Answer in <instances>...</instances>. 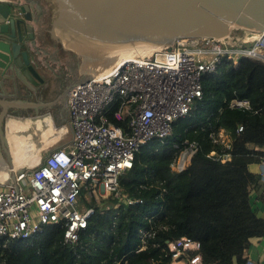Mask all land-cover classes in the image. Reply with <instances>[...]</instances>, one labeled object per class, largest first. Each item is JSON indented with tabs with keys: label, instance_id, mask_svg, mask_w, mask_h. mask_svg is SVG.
I'll list each match as a JSON object with an SVG mask.
<instances>
[{
	"label": "trees",
	"instance_id": "trees-1",
	"mask_svg": "<svg viewBox=\"0 0 264 264\" xmlns=\"http://www.w3.org/2000/svg\"><path fill=\"white\" fill-rule=\"evenodd\" d=\"M202 86V98L174 122L166 141L141 147L119 178L122 195L140 202L88 203L95 211L75 244L65 241L64 224L31 239L0 238V264H173L170 245L184 239L199 244L188 254H200L205 264H246L245 251L264 237V218L251 200L257 189L264 203V181L249 170L264 156V63L224 59ZM236 97L248 99L252 110L231 108ZM185 140L197 142L198 150L178 173L175 145Z\"/></svg>",
	"mask_w": 264,
	"mask_h": 264
},
{
	"label": "built area",
	"instance_id": "built-area-1",
	"mask_svg": "<svg viewBox=\"0 0 264 264\" xmlns=\"http://www.w3.org/2000/svg\"><path fill=\"white\" fill-rule=\"evenodd\" d=\"M244 29L243 36L177 38L171 47L133 52L105 73H90L72 85L67 99L72 142L27 170L14 171L0 188V238L31 239L49 225L64 224L65 241L75 244L95 211L79 208L85 193L140 202L122 195L119 178L133 167L141 147L164 143L174 122L190 113L203 96V76L215 73L224 59L235 65L242 57L264 63V31ZM230 107L252 110L251 102L239 97ZM175 148L172 170L184 172L198 144L185 140ZM257 163L264 180V156ZM183 242L186 250L190 245L199 250L198 243ZM181 264L205 263L195 254Z\"/></svg>",
	"mask_w": 264,
	"mask_h": 264
},
{
	"label": "water",
	"instance_id": "water-1",
	"mask_svg": "<svg viewBox=\"0 0 264 264\" xmlns=\"http://www.w3.org/2000/svg\"><path fill=\"white\" fill-rule=\"evenodd\" d=\"M52 1L57 6L52 33L62 29L104 47L142 43L165 48L177 38H223L230 34L231 22L264 31V0ZM30 14L26 3L13 9L0 3V87L15 84L17 76L34 85L46 82L25 45L26 27L28 40H34L33 27L27 24ZM55 35L63 44L62 35ZM44 69L40 67V71ZM51 86L57 89L59 84L51 78L41 91L48 92ZM7 114L6 108H0L1 123Z\"/></svg>",
	"mask_w": 264,
	"mask_h": 264
},
{
	"label": "crops",
	"instance_id": "crops-1",
	"mask_svg": "<svg viewBox=\"0 0 264 264\" xmlns=\"http://www.w3.org/2000/svg\"><path fill=\"white\" fill-rule=\"evenodd\" d=\"M37 4L43 7L41 3ZM28 25L33 27L35 39L26 40L25 45L28 47L32 62L39 66V72L46 82L34 85L24 77L17 76L15 84L0 87V108L8 110L4 123L0 121V133L4 137L3 142L6 140L7 147L5 150L0 141V159L9 168L8 176L0 171V188H3L10 177H13L14 171L27 170L41 161L40 159L35 162L33 159L32 162H29L34 154L33 150L38 145L32 140L34 139V130L37 131L39 126L42 125L44 134L45 132L50 133L51 147L54 150L66 148L71 144L73 134L69 124L68 92L72 85L87 77L85 75L87 70L83 66L80 68V56L74 50L66 48L52 33V30H49L48 27L45 28L44 23L35 20L28 22ZM46 34L49 35L47 41L45 40ZM42 66L45 69L40 71ZM51 78L58 82L59 86L57 89H52L51 86L48 92H42L41 90L51 82ZM8 121L10 123L7 131L6 123ZM29 121L31 129L24 131L22 127H25L26 123L29 124ZM28 126L30 127V125ZM3 127L5 134L2 132ZM21 135L25 136L23 143L27 153L24 161L16 158L13 150L15 146L12 145V141L15 142L16 138L20 139ZM227 140L230 142V137ZM22 148L23 146L18 147V149ZM249 170L259 174L260 166L257 162L252 163L249 165ZM3 176L7 179L2 180ZM260 194L261 190L252 189L251 200L253 206L258 209L259 215L264 218V203L260 199ZM188 251H198V249L194 245H190ZM244 257L256 264H264V237L254 239L245 251ZM178 261L175 264L184 262L183 259Z\"/></svg>",
	"mask_w": 264,
	"mask_h": 264
},
{
	"label": "bare ground",
	"instance_id": "bare-ground-1",
	"mask_svg": "<svg viewBox=\"0 0 264 264\" xmlns=\"http://www.w3.org/2000/svg\"><path fill=\"white\" fill-rule=\"evenodd\" d=\"M233 26L240 27L236 23H229L230 28H232ZM58 32L62 35V42L67 48L74 51L76 50L82 54V56L84 57L82 66L85 70L93 68L94 70H96V72L100 73H105L103 71H106L107 69L112 67L118 60L124 58V56L131 55L133 51L150 52L151 50L157 48L156 46L146 45L142 43H127L123 45L104 47L102 45L89 42L71 32H69L71 34L70 35L67 32H64L62 29H58ZM256 33L261 32L256 31ZM79 50H83L84 53L80 52ZM95 75L100 74L95 73ZM14 141L15 142L12 141V145L15 146L13 149L14 155L17 159L24 161L27 156L23 143L25 141V136L23 137V135H21L20 139L16 138ZM20 146H23V148L18 149V147ZM37 161L38 160L35 159V162ZM0 171L6 173V176H8L9 168L2 159H0ZM1 179L4 180L7 178L3 176V178Z\"/></svg>",
	"mask_w": 264,
	"mask_h": 264
},
{
	"label": "rangeland",
	"instance_id": "rangeland-1",
	"mask_svg": "<svg viewBox=\"0 0 264 264\" xmlns=\"http://www.w3.org/2000/svg\"><path fill=\"white\" fill-rule=\"evenodd\" d=\"M34 1L35 2L38 1V3H41V5L43 6L42 8L44 10L47 9V12H49V16H51L49 18V21H51L52 18L54 17V15H55L54 12L57 10V6L55 5L56 3L54 1H52V0H34ZM49 25H46V26L48 27L49 30H51L52 27H51V25L50 26ZM46 26H45V28H47ZM244 31H245V29L243 27H237V26L234 27L233 26L230 29V34L231 35H235L236 34V35H242L243 36L244 35ZM45 33H48V31H45ZM54 33L57 34V35H59L58 29L57 30L54 29ZM56 37L58 38V40H60V38L58 36H56ZM46 39L47 40L49 39V35L48 34H46V36H45V40ZM153 50H151V51H153ZM79 51L82 52V53H84L83 50H79ZM75 52L80 56V60H81V62H80V68H81L82 62L84 60L83 59L84 57L78 51L75 50ZM133 52H136V51H133ZM90 73H93L94 75H95V73L101 74L100 72H96V70H94L93 68H90L89 70H87V72H85V75L88 76ZM9 123H10V121H8L6 123V125H7V131H8V127H9L8 125H9ZM28 125H30V127ZM23 128H24V131H28V129H31V122L29 121V124L26 123V126L25 127H22V129ZM43 130L44 129H43L42 125L39 126V129H37V131L34 130V139L32 140V142L33 143H38V145L33 150L34 151V154H32V157L29 160V162L31 160H33V159H37V160H40L41 159V161H43L54 150V148L51 147L50 133L45 132V134H44V131ZM220 138H221V140H222L223 143L229 144V142L227 140L229 138V133L228 132L222 131L221 134H220ZM23 185H25L26 189L28 190L29 186L27 185V182L26 181L23 182ZM110 198L111 197L109 195L100 194L99 192H98L97 198H91L90 195H88V194L85 193L83 195L82 201L80 202L79 208L80 209L86 208L87 207V204L88 203H92L93 200L95 201L96 204L102 205L103 203H107ZM185 248H186L185 243L182 242V241L179 242V243H177L176 245H174V244H171L170 245V249L175 252L174 253V256H173V264L178 263L179 262L178 261L179 259H183V261L186 262V259L189 257V254H188V250H186ZM187 248H189V247H187Z\"/></svg>",
	"mask_w": 264,
	"mask_h": 264
},
{
	"label": "flooded vegetation",
	"instance_id": "flooded-vegetation-1",
	"mask_svg": "<svg viewBox=\"0 0 264 264\" xmlns=\"http://www.w3.org/2000/svg\"><path fill=\"white\" fill-rule=\"evenodd\" d=\"M11 1V2H10ZM0 3H4L5 5H7L10 9H13V8H16V7H21L23 6V4H28L30 6V9H31V21H38L39 23H44V25H52V22L54 20L55 17L52 18L51 21H49V18L51 16H49V12H47V9H43L40 5H38L37 1L35 2L34 0H0ZM36 6H37V9H36ZM19 9V8H18ZM17 10V9H16ZM19 11V10H17ZM49 11V10H48ZM55 16V15H54ZM20 17H22L23 19H26V16L24 15H20ZM31 21H28V22H31ZM27 22V24H28ZM49 25V26H50ZM47 27V26H46ZM43 29V28H42ZM29 31H28V28L26 27V32H25V38L26 40L29 39ZM34 39H35V34H34ZM3 134H5V131H4V127H3ZM0 141H1V146L7 150V147H6V140L3 142V138L2 137V133H0Z\"/></svg>",
	"mask_w": 264,
	"mask_h": 264
}]
</instances>
